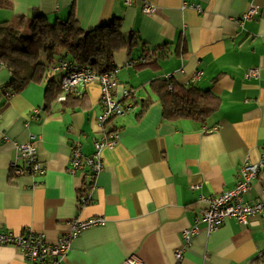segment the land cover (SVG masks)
Listing matches in <instances>:
<instances>
[{
	"label": "crops",
	"instance_id": "0c3cea01",
	"mask_svg": "<svg viewBox=\"0 0 264 264\" xmlns=\"http://www.w3.org/2000/svg\"><path fill=\"white\" fill-rule=\"evenodd\" d=\"M145 3L155 6L151 15ZM251 5L258 14L240 24ZM37 12L50 23L72 15L85 30L120 18L130 43L113 56L114 94L133 90L132 105L101 126L98 83H79L78 94L47 105L45 82L6 94L11 74L0 66V231L42 233L55 243L68 221L102 217L71 241L60 264H264L256 260L264 255V217L245 226L228 218L208 233L199 200L232 189L240 166L264 150V0H0V22L23 17L25 29ZM144 53L151 56L142 63ZM251 68L258 77L247 75ZM196 70L203 74L194 85L218 97L217 110L204 122L166 118L154 81L171 75L188 85ZM111 133L118 139L101 149L103 167L87 187L84 170H68L72 148L91 155ZM31 135L44 172L16 175V144ZM263 186L264 168L243 199L264 195ZM192 227L199 231L186 242ZM0 264L35 263L4 244Z\"/></svg>",
	"mask_w": 264,
	"mask_h": 264
},
{
	"label": "built area",
	"instance_id": "2783aa9c",
	"mask_svg": "<svg viewBox=\"0 0 264 264\" xmlns=\"http://www.w3.org/2000/svg\"><path fill=\"white\" fill-rule=\"evenodd\" d=\"M73 1V0H70ZM126 4H131L134 0H124ZM155 11V6L145 3L142 12L151 15ZM258 8L251 5L239 17V22L256 16ZM150 54L144 53L138 61L145 63L150 60ZM54 71H63L62 77V93L58 100H64L68 95L78 94L77 85L79 83L96 82L100 87V104L101 113L97 117L99 125H103L108 119L119 117L126 113L132 103L128 102L133 90L124 89L122 98L115 97V83L117 68L98 74L88 67L76 66L68 61H59L53 68ZM258 68L248 70L249 77H258ZM203 72L196 70L191 76L189 83H195ZM164 78H172L166 75ZM38 109H34V114ZM118 139L117 133H111L94 142V152L91 155L84 154L80 147L75 144L70 153L68 170L75 173L78 170H84L87 179V187H93L96 175L101 171L103 163L101 160V149L104 146L111 145ZM36 139L31 135L23 144H16V160L21 159L22 164L18 165L15 161L12 163V172L20 175L25 172L42 174L44 165L36 158ZM264 168V150L260 159L256 162L245 161L237 171L236 183L232 189H228L213 196H200L199 200L205 203V207L201 211V221L206 224V231L217 229L226 219L233 218L240 225H247L251 217H264V195L257 197L249 202L243 199V195L250 189L252 182L258 177L259 171ZM264 191V186H263ZM86 197L79 202H85ZM104 223L102 217H91L88 219H73L68 221L67 230L57 239L55 243L46 240L42 233L26 231L23 233H13L9 230L0 231V245L11 244L16 246L22 255L35 264H60L70 249L71 241L76 238L83 230ZM197 227L185 229L183 237L187 242L190 237L198 233ZM176 256L179 258L180 253ZM127 264H144L142 261L128 259Z\"/></svg>",
	"mask_w": 264,
	"mask_h": 264
},
{
	"label": "trees",
	"instance_id": "16d2710c",
	"mask_svg": "<svg viewBox=\"0 0 264 264\" xmlns=\"http://www.w3.org/2000/svg\"><path fill=\"white\" fill-rule=\"evenodd\" d=\"M23 24V17L0 22V66L6 67L11 74L6 94L18 93L31 82H45L47 105L56 101L63 90L64 72L53 70L59 61L88 67L98 74L106 73L115 68L114 53L130 43L123 35L118 17L85 30L72 15L50 23L37 12L25 29ZM154 82H157L154 88L166 118H193L204 122L218 108V97L197 88L195 83L181 85L164 77ZM258 259L264 260V255Z\"/></svg>",
	"mask_w": 264,
	"mask_h": 264
}]
</instances>
